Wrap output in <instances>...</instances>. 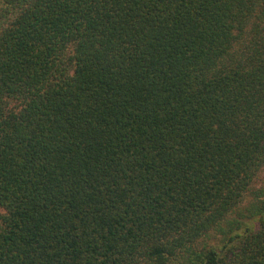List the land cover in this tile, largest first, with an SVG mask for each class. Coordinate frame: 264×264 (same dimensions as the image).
I'll return each mask as SVG.
<instances>
[{
	"label": "trees",
	"instance_id": "1",
	"mask_svg": "<svg viewBox=\"0 0 264 264\" xmlns=\"http://www.w3.org/2000/svg\"><path fill=\"white\" fill-rule=\"evenodd\" d=\"M263 170L264 0H0V264H264Z\"/></svg>",
	"mask_w": 264,
	"mask_h": 264
},
{
	"label": "rangeland",
	"instance_id": "2",
	"mask_svg": "<svg viewBox=\"0 0 264 264\" xmlns=\"http://www.w3.org/2000/svg\"><path fill=\"white\" fill-rule=\"evenodd\" d=\"M253 185V189H254V194L258 193V197H260V199H264V196L261 195L260 191L262 189V187L264 186V170L260 171L258 173L257 178L255 179V181L252 183ZM252 199L251 195L249 193H247L243 199V202L241 203V206H245L247 205V202Z\"/></svg>",
	"mask_w": 264,
	"mask_h": 264
}]
</instances>
